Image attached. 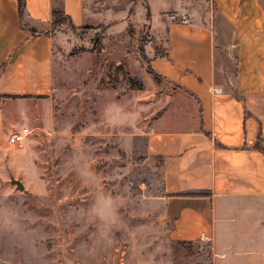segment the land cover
I'll list each match as a JSON object with an SVG mask.
<instances>
[{
  "label": "rangeland",
  "instance_id": "obj_1",
  "mask_svg": "<svg viewBox=\"0 0 264 264\" xmlns=\"http://www.w3.org/2000/svg\"><path fill=\"white\" fill-rule=\"evenodd\" d=\"M183 1L99 0L82 26L47 27L54 90L46 106H22L36 119L0 177V264H210L209 243L169 238L160 159L135 137L171 109L148 72L164 45L152 13L158 23L212 18L209 0Z\"/></svg>",
  "mask_w": 264,
  "mask_h": 264
},
{
  "label": "crops",
  "instance_id": "obj_2",
  "mask_svg": "<svg viewBox=\"0 0 264 264\" xmlns=\"http://www.w3.org/2000/svg\"><path fill=\"white\" fill-rule=\"evenodd\" d=\"M97 1L25 0L26 19L38 31L32 35L20 24L17 0H0V177L15 168L9 137L36 119L22 106L52 100L53 7L77 28ZM209 1L210 23H158L159 12L152 13L164 45L149 66L171 109L144 121L135 137L146 156L161 160L171 241L209 243L211 264H264V0ZM191 191L209 195L184 196Z\"/></svg>",
  "mask_w": 264,
  "mask_h": 264
},
{
  "label": "trees",
  "instance_id": "obj_3",
  "mask_svg": "<svg viewBox=\"0 0 264 264\" xmlns=\"http://www.w3.org/2000/svg\"><path fill=\"white\" fill-rule=\"evenodd\" d=\"M56 1H60V0H55ZM17 5H18V15H19V20H20V24L21 26L26 29L29 33H31L32 35L36 34L38 31L35 27L30 26V23L28 22V20L26 19V11H25V0H17ZM62 23H67L70 27L75 28L69 17H67L62 9L59 6H55L52 9V21L51 24H62ZM50 24V25H51ZM148 72L150 74H152L153 76H155L156 74L154 73V71L150 68H148ZM260 143V142H259ZM259 143H257V147H259ZM162 163L160 160V167H161ZM201 195H209V193L207 192H203V191H191V192H186L184 194V196H201ZM200 241V240H198ZM211 264V262H210Z\"/></svg>",
  "mask_w": 264,
  "mask_h": 264
},
{
  "label": "built area",
  "instance_id": "obj_4",
  "mask_svg": "<svg viewBox=\"0 0 264 264\" xmlns=\"http://www.w3.org/2000/svg\"><path fill=\"white\" fill-rule=\"evenodd\" d=\"M175 16H171L172 19H174ZM28 132L23 131L21 134H12L8 141L12 145H22L24 137L26 136Z\"/></svg>",
  "mask_w": 264,
  "mask_h": 264
},
{
  "label": "water",
  "instance_id": "obj_5",
  "mask_svg": "<svg viewBox=\"0 0 264 264\" xmlns=\"http://www.w3.org/2000/svg\"><path fill=\"white\" fill-rule=\"evenodd\" d=\"M11 183H12V184H15L18 190H23V184L21 183L20 180H16V179H13V178H12V179H11ZM1 263H2V264H12V263H10V262H1Z\"/></svg>",
  "mask_w": 264,
  "mask_h": 264
}]
</instances>
